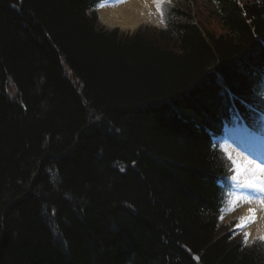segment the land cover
<instances>
[{"label": "trees", "instance_id": "obj_1", "mask_svg": "<svg viewBox=\"0 0 264 264\" xmlns=\"http://www.w3.org/2000/svg\"><path fill=\"white\" fill-rule=\"evenodd\" d=\"M95 1L0 0V264H264L218 223L212 144L234 109L262 123L264 0L127 34Z\"/></svg>", "mask_w": 264, "mask_h": 264}, {"label": "bare ground", "instance_id": "obj_2", "mask_svg": "<svg viewBox=\"0 0 264 264\" xmlns=\"http://www.w3.org/2000/svg\"><path fill=\"white\" fill-rule=\"evenodd\" d=\"M154 7L153 0H108V3L100 9L99 17L102 23L108 26L118 25L125 30H134L141 23L153 18ZM258 79L261 83L264 80V73ZM229 137L248 155L255 158L253 162L248 161L242 154L236 158V164L240 168L236 175L240 179L239 187L242 192L237 199L240 202L241 217L254 216V219L245 223L249 236H264V213L258 208L260 200L254 201V197L259 195L260 191L244 186L245 179H252L259 174L255 165L264 166V142L240 129L233 130L229 133ZM250 208L254 209L253 213H249Z\"/></svg>", "mask_w": 264, "mask_h": 264}, {"label": "rangeland", "instance_id": "obj_3", "mask_svg": "<svg viewBox=\"0 0 264 264\" xmlns=\"http://www.w3.org/2000/svg\"><path fill=\"white\" fill-rule=\"evenodd\" d=\"M154 5H155V7H154V11L155 12H154L153 18L151 20H149L148 22H146V23L143 22L142 24L143 25H145V24H147V25H154V26H157V27H161L162 26V22L160 21V11H158L157 5L155 3H154ZM99 12L100 11H98V13ZM98 24L100 26H104L105 25L106 27H109L107 24H103L102 23L100 17L98 18ZM119 28H120V31L121 32H124V33L127 32V31H125V29H122L121 27H119ZM8 88H9V90H8L9 93L10 92L12 93L15 90L13 88V86L10 85V84H9ZM221 147L224 148L226 154H228L229 157H231V158L234 159L233 161H235L236 170L238 172L239 167L236 164L235 153H239V152L237 150H234V151L231 150L230 147H229V143H227V142H224V144H222ZM238 180H239V178H238ZM259 200H260V202H259L258 208H260L262 210V212L264 213V203L261 202L262 200H264V192H262L260 194L259 199H254V201H259ZM240 217H241V210H240V206H239V201H238V199L236 197V200H234V202L230 206L228 212H226V214H224L221 217V221L224 222V223H226V222H231L232 223L234 221L236 223V225H237L238 223H241ZM236 233L237 234L240 233V234L243 235V238H244V242L245 243L249 242V240L252 237V236H249L248 235L247 239H245V233H247V230H246V226L245 225L242 228H237Z\"/></svg>", "mask_w": 264, "mask_h": 264}, {"label": "snow or ice", "instance_id": "obj_4", "mask_svg": "<svg viewBox=\"0 0 264 264\" xmlns=\"http://www.w3.org/2000/svg\"><path fill=\"white\" fill-rule=\"evenodd\" d=\"M163 2L164 0H153V3L157 5L158 9L160 8ZM260 120L264 121V114L260 115ZM233 163L235 164V161H233ZM255 168L259 170V174L255 175L252 179H245L244 186L249 187V188L258 189L260 192H264V166L255 165ZM231 179L235 181L238 179V176L233 175ZM261 202L264 203V200H262ZM248 211L249 213H253L254 209L250 208ZM252 219H254V216L240 217L241 223H238L236 227L242 228L244 227L245 223L250 222ZM248 235H249L248 233H245V239H247ZM260 239L264 240V236H261Z\"/></svg>", "mask_w": 264, "mask_h": 264}, {"label": "water", "instance_id": "obj_5", "mask_svg": "<svg viewBox=\"0 0 264 264\" xmlns=\"http://www.w3.org/2000/svg\"><path fill=\"white\" fill-rule=\"evenodd\" d=\"M194 259H195V260H198V258H197V257H194Z\"/></svg>", "mask_w": 264, "mask_h": 264}]
</instances>
